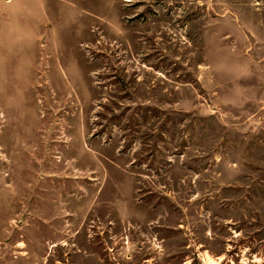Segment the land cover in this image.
<instances>
[{"label": "rangeland", "instance_id": "374dc122", "mask_svg": "<svg viewBox=\"0 0 264 264\" xmlns=\"http://www.w3.org/2000/svg\"><path fill=\"white\" fill-rule=\"evenodd\" d=\"M0 264H264V0H0Z\"/></svg>", "mask_w": 264, "mask_h": 264}, {"label": "bare ground", "instance_id": "6f19581e", "mask_svg": "<svg viewBox=\"0 0 264 264\" xmlns=\"http://www.w3.org/2000/svg\"><path fill=\"white\" fill-rule=\"evenodd\" d=\"M127 1L131 2L132 0H127Z\"/></svg>", "mask_w": 264, "mask_h": 264}]
</instances>
